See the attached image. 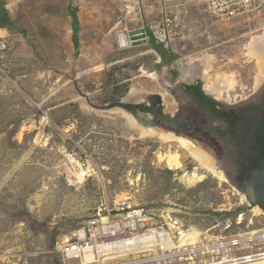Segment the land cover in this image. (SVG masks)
Returning a JSON list of instances; mask_svg holds the SVG:
<instances>
[{
    "label": "rangeland",
    "instance_id": "obj_1",
    "mask_svg": "<svg viewBox=\"0 0 264 264\" xmlns=\"http://www.w3.org/2000/svg\"><path fill=\"white\" fill-rule=\"evenodd\" d=\"M195 1L169 9L197 26L194 36L160 44L151 25L161 13L131 14L119 0H0L11 44L0 61V264H60L56 244L124 199L158 214L172 206L200 230L240 213L247 227L240 166L252 142L231 136L208 108L185 103L181 88H205L185 71L212 56L211 80L233 75L238 86L231 99L210 101L225 110L262 106L264 85L254 91L261 64L246 45L263 35L264 15L217 24ZM143 28L149 40L136 42ZM124 110L195 142L226 181L208 175L186 184L193 159L186 155L181 170L160 164L158 154L179 144L144 138ZM71 158L91 172L84 183Z\"/></svg>",
    "mask_w": 264,
    "mask_h": 264
},
{
    "label": "built area",
    "instance_id": "obj_2",
    "mask_svg": "<svg viewBox=\"0 0 264 264\" xmlns=\"http://www.w3.org/2000/svg\"><path fill=\"white\" fill-rule=\"evenodd\" d=\"M128 10L158 11L161 17L151 25L160 44L186 41L194 36L197 26L185 21L182 11H169L195 0H119ZM207 16L217 24H229L255 15H264V0H199ZM146 12V11H145ZM170 12V13H169ZM138 41L147 42L145 28ZM9 30L0 28V61L9 53ZM241 206L250 213L245 229L241 226L245 213L236 221L219 222L206 230L189 226L172 206L160 214L144 207L132 206L129 200H119L114 208L93 217L84 227L72 232L56 244L60 264H256L264 262V209L251 204L246 195ZM217 230L218 233H214ZM130 245L133 251L115 261H105L101 248L116 244ZM117 248V249H118ZM92 260H89L90 256Z\"/></svg>",
    "mask_w": 264,
    "mask_h": 264
},
{
    "label": "bare ground",
    "instance_id": "obj_3",
    "mask_svg": "<svg viewBox=\"0 0 264 264\" xmlns=\"http://www.w3.org/2000/svg\"><path fill=\"white\" fill-rule=\"evenodd\" d=\"M129 13L136 14L134 10H130ZM136 42L141 41H138L137 39ZM246 51L247 57L257 61L258 64H261L254 86V91L257 92L261 86L264 85V33L261 36L253 37L248 45H246ZM213 60L214 58L212 56H205L198 64L188 67L185 71V76L187 80L194 78L203 79L205 81L204 89L206 93L213 96L215 100H223L225 98L231 99V95L235 92L238 86L235 76L219 74L216 76L215 81H212L211 73L213 70ZM124 112L128 123H130L131 126L138 128L144 138H158L166 144H179V150L172 151L170 149L165 153L158 154L160 164L165 165L170 170H181L184 167L186 155L193 159L196 163V168L192 172L184 174L183 180L186 184L189 186H195L203 182L208 175H212L222 182L226 181L224 173L216 168L213 158L201 149L195 142L184 137H178L173 133L160 132L150 126H147V123H144L142 120H144V118H148L150 121L151 117L147 116L148 114L138 112L139 114H143L138 117L128 111L124 110ZM180 150H182L183 153H181ZM71 163L74 167L72 168V173L79 183H84L87 178L91 177V172L83 168L78 161L71 158ZM130 244L131 243L124 245L123 248H118V245L116 244L107 245L101 248V256L104 257L105 261H115L117 257H123L127 253L134 250ZM92 259L93 256L91 255L89 260ZM256 264H264V262Z\"/></svg>",
    "mask_w": 264,
    "mask_h": 264
},
{
    "label": "flooded vegetation",
    "instance_id": "obj_4",
    "mask_svg": "<svg viewBox=\"0 0 264 264\" xmlns=\"http://www.w3.org/2000/svg\"><path fill=\"white\" fill-rule=\"evenodd\" d=\"M181 93L185 103L209 109L208 105H204L202 99L198 97V94L200 96L204 94L209 99L201 83H186L182 86ZM208 103L216 120L227 125L231 136L242 137L252 142V151L246 155L245 162L240 168H262L264 165V97L262 106L240 110H225L210 99Z\"/></svg>",
    "mask_w": 264,
    "mask_h": 264
},
{
    "label": "water",
    "instance_id": "obj_5",
    "mask_svg": "<svg viewBox=\"0 0 264 264\" xmlns=\"http://www.w3.org/2000/svg\"><path fill=\"white\" fill-rule=\"evenodd\" d=\"M121 106L127 107V105ZM243 188L248 201L264 209V165L251 174L249 179L244 182Z\"/></svg>",
    "mask_w": 264,
    "mask_h": 264
},
{
    "label": "trees",
    "instance_id": "obj_6",
    "mask_svg": "<svg viewBox=\"0 0 264 264\" xmlns=\"http://www.w3.org/2000/svg\"><path fill=\"white\" fill-rule=\"evenodd\" d=\"M0 28H2V27H0ZM168 52V51H167ZM163 54H164V52H163ZM164 61H166V57L164 56L163 58H162V62L161 63H164ZM198 97L199 98H201L202 99V102H203V104L205 105H208V107H209V109L212 111V109L210 108L211 106L209 105V99H208V97H206L204 94H202L201 96H200V94H198ZM212 113H213V111H212ZM258 169H260V167H257V168H244V170H243V174H242V176H241V178L243 179V181L245 182L246 180H248L249 179V177L251 176V174L255 171V170H258Z\"/></svg>",
    "mask_w": 264,
    "mask_h": 264
}]
</instances>
